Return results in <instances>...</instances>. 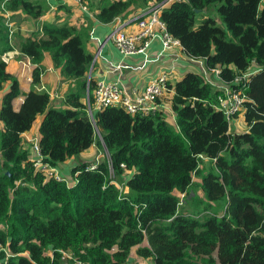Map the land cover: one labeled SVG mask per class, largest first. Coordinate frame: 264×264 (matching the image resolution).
Wrapping results in <instances>:
<instances>
[{
  "label": "trees",
  "instance_id": "obj_1",
  "mask_svg": "<svg viewBox=\"0 0 264 264\" xmlns=\"http://www.w3.org/2000/svg\"><path fill=\"white\" fill-rule=\"evenodd\" d=\"M85 1L98 22L111 24L133 5L168 0ZM263 1L171 0L161 13L189 57L204 60L208 71L219 66L221 79L246 94L247 129L233 131L218 106L224 93L194 71L173 85L175 124L165 110L132 115L117 107L92 119L93 21L78 27L72 6L61 3L63 21L41 22L45 2L0 0V92L10 85L0 107V264H67V251L83 264H131L138 246L154 264H264ZM17 13L39 27L15 30ZM15 48L34 65V86L50 54L73 84L64 107L35 87L14 107L22 89L3 56ZM40 115L42 160L57 166L75 158L71 183L37 168L24 146ZM97 130L107 157L91 169L80 158L97 143Z\"/></svg>",
  "mask_w": 264,
  "mask_h": 264
},
{
  "label": "crops",
  "instance_id": "obj_2",
  "mask_svg": "<svg viewBox=\"0 0 264 264\" xmlns=\"http://www.w3.org/2000/svg\"><path fill=\"white\" fill-rule=\"evenodd\" d=\"M45 2L47 7L46 14L40 19L41 22L56 20V16H59V20H64V12L59 10V5L67 3L72 6V16L70 21L77 25L78 27H86L88 25V20H92L94 23L93 29L90 31V39L88 42V48L91 53L94 54V60L92 67L90 69L88 78L95 79L96 81H109L118 82L121 87L127 92L132 93L134 90L143 89L146 82L152 77L157 75L159 72L169 70L172 72L171 83L174 85L177 81L181 80L187 72L194 71L202 73L201 71L205 67L203 60L193 59L189 57L180 46H175L171 50L163 52V44L159 39L154 40L151 47L145 54H136L128 57L121 55L119 50L116 48L112 39L109 38V34L112 30L111 24H102L96 20L95 10L91 9L90 12L84 11L77 0H41ZM151 3H139L138 5L131 6L130 10L125 13L124 17H132L138 14L145 8H147ZM264 5V1H263ZM16 15V16H15ZM15 18L12 21L13 28L16 30L21 27L23 33L31 32L33 29H37L39 26L35 22L26 18L20 13L15 14ZM163 52L159 59L155 62L148 63L145 69L142 70H131L125 68L124 65H130L132 67L140 66L145 61V57L152 59L157 58V56ZM147 55V56H146ZM3 58L8 63V71L13 75L17 76L20 81V86L22 89V96L14 101V107L19 109L24 101L25 94H27L33 87L37 88L38 91H46L51 95V105L54 107H64V99L67 92L72 88V83L69 81H64L59 69L54 67L52 58L50 54H46L44 65L45 72L42 75L40 84L33 85V69L34 65L31 63L30 59L22 55L20 51L15 48L13 51L4 54ZM119 66H121L119 68ZM10 88L7 84L3 92H0V107L2 104V97L5 92ZM162 109L167 111L168 119L172 123H176V115L172 108L162 106ZM172 110V111H171ZM43 120V117H38L34 123V126L30 131L23 134L24 146L30 149V156L32 159L35 157L34 151V138L40 137L39 127ZM239 118L236 119L235 125L237 126ZM233 127V130H237V127ZM4 127V123L0 120V129ZM247 124L245 123L246 130ZM96 145V144H95ZM94 145V146H95ZM94 146H92L88 151H90ZM87 151V152H88ZM87 152L81 155L80 160L87 161ZM1 155V154H0ZM86 159V160H85ZM88 163H92L87 161ZM76 165V159L71 158L56 166L59 174L65 176L69 182L72 180V170ZM128 171V175L131 174ZM199 181V180H197ZM126 191L128 188L125 187ZM179 195V194H178ZM201 195V194H200ZM147 243V244H145ZM142 247H148L149 242L147 239L141 245ZM136 247L132 250L130 260H135L136 262L151 261L154 264L152 258H144L137 254ZM136 251V252H135Z\"/></svg>",
  "mask_w": 264,
  "mask_h": 264
},
{
  "label": "built area",
  "instance_id": "obj_3",
  "mask_svg": "<svg viewBox=\"0 0 264 264\" xmlns=\"http://www.w3.org/2000/svg\"><path fill=\"white\" fill-rule=\"evenodd\" d=\"M77 1L84 11L90 12L88 1ZM169 1L171 0L150 4L147 8L132 17L119 16L114 19L111 23L112 30L109 34V38L112 39L122 56L128 57L136 54H145L156 39L162 42L163 52L171 50L175 46H180L182 48L180 41L168 33L166 25L161 19L162 10L167 6ZM163 52L155 59L149 58L146 55L145 61L140 66L132 67L130 65H124V67L131 70L145 69L148 63L157 61ZM120 67L121 66H119V68ZM255 71L256 70L251 69L243 76L238 77L235 83L239 84ZM201 72L204 74L207 82L214 86L216 90L224 93V95L218 96V106L225 113L231 125L234 126L237 119L236 116L240 114L244 108V102L247 100L246 94L233 89L229 83L221 79V68L219 66L211 71H208L206 67H204ZM171 75L172 72L169 70H167V72H159L146 82L143 89L134 90L132 93H127L118 82L100 81L93 93L94 99L91 100L90 96L87 97V111L90 117L94 119L96 111L108 107L122 108L132 115H148L155 113L158 110H163L162 106L169 108L168 101L163 99L166 97L172 99L175 93V89L171 83ZM33 141L35 151L33 161L35 166L46 174L54 176L57 180L70 183L65 176L58 173L56 166L43 162L40 145L38 143L39 140L38 138H34ZM98 162L99 161L90 163V168H96ZM67 255L72 258V264H83L76 258H73L71 251L64 252L67 264H70Z\"/></svg>",
  "mask_w": 264,
  "mask_h": 264
},
{
  "label": "rangeland",
  "instance_id": "obj_4",
  "mask_svg": "<svg viewBox=\"0 0 264 264\" xmlns=\"http://www.w3.org/2000/svg\"><path fill=\"white\" fill-rule=\"evenodd\" d=\"M199 15H198V20H199ZM202 19V18H201ZM163 100L165 101H168V104H169V108H171V101H170V98L166 97L164 98ZM165 103V102H164ZM41 117H43V115H40ZM39 116V117H40ZM237 119L239 118V122H238V125H234L233 127H237V130H240V129H245V121H244V118H243V115L240 113L237 115L236 117ZM235 131V130H233ZM96 135L98 137V140H97V143L96 145L90 150L87 152V155H88V158H87V161L89 162H95V161H101L102 159H104L105 157H107V150L105 148V146H103V144H99V138H101L100 136V132L97 130L96 132ZM101 141V140H100ZM86 160V159H85ZM72 180V178H71ZM195 180L196 182H199L197 180H200L199 178L195 177ZM124 184V183H123ZM122 189H126L125 188V184L123 185ZM126 191V190H125ZM198 194L200 195L201 193L198 192ZM184 202V201H183ZM147 244V243H145ZM136 252V251H135ZM136 253H133L132 255H135ZM67 258L69 259V263L72 264L73 263V260L70 256L67 255ZM133 264H152L151 261H143V262H136L135 260L133 261Z\"/></svg>",
  "mask_w": 264,
  "mask_h": 264
}]
</instances>
